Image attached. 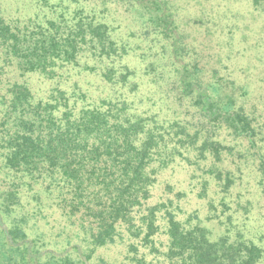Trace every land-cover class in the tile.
Masks as SVG:
<instances>
[{"label": "trees", "instance_id": "1", "mask_svg": "<svg viewBox=\"0 0 264 264\" xmlns=\"http://www.w3.org/2000/svg\"><path fill=\"white\" fill-rule=\"evenodd\" d=\"M72 1L73 10L26 20L0 9V264H90L98 248L125 243L126 232L135 264H264V247L244 233H217L194 213L179 218L169 195L149 203L160 171L186 152L212 158L208 173L223 189L235 183L233 170L222 167L228 148L215 130L255 146L244 107L197 90L198 77L175 62L171 83L193 100L206 134L180 115L132 106L122 89L134 91L139 80L128 65H117L127 43L98 19L97 7ZM126 1L154 4L144 18L172 37V19L158 1ZM257 155L264 182V155ZM138 238L151 247L141 257Z\"/></svg>", "mask_w": 264, "mask_h": 264}, {"label": "rangeland", "instance_id": "2", "mask_svg": "<svg viewBox=\"0 0 264 264\" xmlns=\"http://www.w3.org/2000/svg\"><path fill=\"white\" fill-rule=\"evenodd\" d=\"M59 1L0 0V9L11 17L26 20L39 13L40 17H45L51 16L53 10L76 8L72 0ZM77 1L86 7H97L98 19H107L118 39L127 43L129 53L117 65H128L139 80L134 91L127 87L122 89L130 95L132 106L138 104L142 109H150V113H160L161 117L180 115L183 121L192 123L191 130L206 134L204 126L208 125L203 119L200 122L193 100L179 96L180 89L171 83L175 62L180 68L188 65L191 74L198 77L200 88L196 86L197 90L209 92L211 89L223 103L232 101L235 109L244 107L255 128V146L244 137H235L226 128L215 130L228 148L224 151L222 167L233 170L235 183L228 190L223 189L215 175L208 173L212 158L203 161L186 152L184 157L178 156L174 163L160 171L149 203H157L162 196L169 195L176 199L173 209L179 218L186 220L190 214H197L217 233L231 228L264 247V182L258 172V155L256 158V154L264 155V3L255 5L254 0H154L172 19L169 29L174 34L165 38L160 29L144 18L154 11L152 3L149 8H143L126 0ZM40 4L46 7L42 10ZM156 13H159L157 9L152 12ZM80 71L84 77H94L102 88L110 85L99 76L96 78L94 72L84 71V68ZM90 79L88 82L94 85L95 81ZM45 233L52 237L50 232ZM128 239L126 232L125 243L118 239L112 245L98 248L90 264H135L131 258L136 254L130 252ZM141 239L135 242L139 257L151 250Z\"/></svg>", "mask_w": 264, "mask_h": 264}]
</instances>
